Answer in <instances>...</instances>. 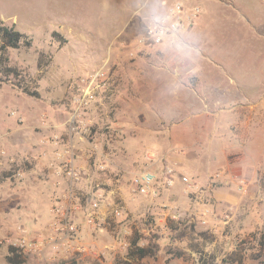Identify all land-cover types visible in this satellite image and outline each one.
I'll use <instances>...</instances> for the list:
<instances>
[{
    "label": "rangeland",
    "instance_id": "obj_1",
    "mask_svg": "<svg viewBox=\"0 0 264 264\" xmlns=\"http://www.w3.org/2000/svg\"><path fill=\"white\" fill-rule=\"evenodd\" d=\"M178 5L185 13L198 8V18L149 36V25L171 23ZM0 23L31 40L30 48L7 51L19 75L0 86V264L10 248L22 264H200L235 244L241 264H264V170L247 178L208 168L197 176L159 158L165 150L145 137L130 143L139 130L165 131L185 117L242 121L251 139V124L264 122L251 108L264 105V0H0ZM97 72L105 75L91 85ZM210 85L214 91L193 93ZM73 115L80 130L69 134ZM68 160L79 176L73 183L57 175ZM167 166L177 175L168 188ZM145 169L158 179L154 199L132 191V176ZM86 187L109 196L92 224ZM58 207L76 232L55 225ZM136 233L139 246L155 247L154 258L128 259ZM30 241L37 247L18 246Z\"/></svg>",
    "mask_w": 264,
    "mask_h": 264
},
{
    "label": "crops",
    "instance_id": "obj_2",
    "mask_svg": "<svg viewBox=\"0 0 264 264\" xmlns=\"http://www.w3.org/2000/svg\"><path fill=\"white\" fill-rule=\"evenodd\" d=\"M225 79L228 81L233 80L228 76H225ZM239 79L244 80V74H240ZM167 80H170V78ZM200 80L204 79L201 78ZM180 87L182 90H186L184 86L180 85ZM167 88L169 89V86ZM214 90L215 86L210 85L207 89H201L193 93L195 95L205 94ZM217 104L219 106L220 102L214 103V105ZM204 107L208 108V106ZM251 108L258 110L260 114L264 112V105L252 106ZM219 111L222 113L229 112V110L222 109H219ZM202 112L204 113V111ZM247 124L239 121L233 127L228 122L201 121L185 117L165 128V131H157L155 127L151 126L145 130H139L136 134L133 133L136 139L130 143L136 145L145 143V140L151 141L152 145L158 146L162 151L165 150L163 155L158 154L159 158H165L166 161L177 164L182 170L190 168L192 174L197 176L203 175L205 177L204 170L211 168L213 170L225 169L227 175L247 178L249 176L256 177L264 170V122L258 120L256 123L251 124L253 126L249 132L251 139H246V133L243 131L244 126L246 127ZM232 128L237 130L233 131ZM246 128L248 129V127ZM143 137H145V140ZM188 160L189 162L197 161L196 166L191 168L189 165H183V162ZM154 164L152 163L150 167H153ZM197 168L201 172L193 170ZM105 182L110 183L108 180H104L103 184ZM117 187L121 192L124 191V185ZM86 188V193L90 195L98 196L104 201L109 198V196L104 197L100 189L92 191L90 187Z\"/></svg>",
    "mask_w": 264,
    "mask_h": 264
},
{
    "label": "built area",
    "instance_id": "obj_3",
    "mask_svg": "<svg viewBox=\"0 0 264 264\" xmlns=\"http://www.w3.org/2000/svg\"><path fill=\"white\" fill-rule=\"evenodd\" d=\"M175 9L178 12V16L173 17V21L171 23H166L164 20L155 21L151 23L148 27V35L153 38L160 39V35H165L168 32H177L180 30H185L199 16L198 8H194L192 11L188 13L183 12L181 5L176 6ZM104 75H105L104 73H100V72L95 73L90 80V84L93 85L96 79L102 78L104 77ZM79 124H80V121L78 119V116L73 115L68 122L67 130L69 134L78 133L80 130ZM67 153L69 152L65 151V152L57 153L58 159H62V157H64V155ZM70 161L71 160H68L63 165V167L61 168V171L58 172L57 175L63 174L66 180H68L70 183H73L74 181H78L79 176L76 173L75 169L72 167ZM98 169H100L101 171H105L107 169V166L105 164H102L98 167ZM176 177L177 175L175 173L174 168L167 166L165 170L163 171V179H164L163 185H165L167 188L171 187ZM178 179L181 182V184L187 186L188 188L191 187V182L186 176L180 175L178 176ZM157 182H158V179L156 175L146 169L135 173L131 178V186L133 187V191L138 193L140 196H143L145 198H150V199H154L158 195V187H157L158 183ZM70 187H72L71 184H70ZM246 187H247L246 182L241 180L239 182V190L246 192ZM71 190H70L69 198L71 197V193H72ZM87 203H88L87 204L88 208L87 210H85L84 215H85L87 224H92L94 220L98 218V210H99V206L101 203L100 197L90 195ZM55 213H56L55 225L61 226L62 229H65L67 233L71 234V233L76 232V227L74 225L68 224L67 219H66V214L62 210V207H58L55 210ZM115 214L119 216L120 212L115 211ZM172 218L175 219V216H172ZM37 245H38L37 242L30 241V242H22L18 246L22 249H34L37 247Z\"/></svg>",
    "mask_w": 264,
    "mask_h": 264
},
{
    "label": "trees",
    "instance_id": "obj_4",
    "mask_svg": "<svg viewBox=\"0 0 264 264\" xmlns=\"http://www.w3.org/2000/svg\"><path fill=\"white\" fill-rule=\"evenodd\" d=\"M30 48L31 40L20 33L14 28V26H6L0 23V86L7 83L10 78L18 77L19 73L17 69L9 65V60L6 55L8 50H15L20 48ZM159 193V192H158ZM171 230L176 231L175 228ZM140 235L135 236L130 240L127 257L129 260H142L145 258H154L157 250L154 246L141 247L139 246ZM242 248L240 245L235 244L233 251L226 253L220 260L211 255L208 258L206 256L199 257L200 264H241L245 257L241 254ZM257 256L251 258L256 259ZM5 260L8 264H22L23 257L14 248L8 249ZM67 264H78L74 260Z\"/></svg>",
    "mask_w": 264,
    "mask_h": 264
}]
</instances>
